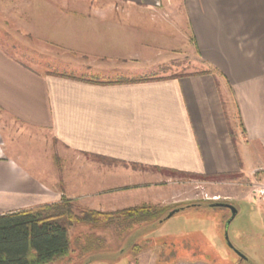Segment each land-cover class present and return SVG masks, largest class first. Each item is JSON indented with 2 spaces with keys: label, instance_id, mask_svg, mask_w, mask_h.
Returning <instances> with one entry per match:
<instances>
[{
  "label": "crops",
  "instance_id": "crops-1",
  "mask_svg": "<svg viewBox=\"0 0 264 264\" xmlns=\"http://www.w3.org/2000/svg\"><path fill=\"white\" fill-rule=\"evenodd\" d=\"M19 16L0 27V214L76 199L74 183L107 208L140 191L154 204L156 168L264 182V0H28ZM24 46L84 75L43 69ZM186 51L206 68L118 81ZM45 136L56 152L30 169L16 143Z\"/></svg>",
  "mask_w": 264,
  "mask_h": 264
},
{
  "label": "rangeland",
  "instance_id": "rangeland-1",
  "mask_svg": "<svg viewBox=\"0 0 264 264\" xmlns=\"http://www.w3.org/2000/svg\"><path fill=\"white\" fill-rule=\"evenodd\" d=\"M27 1L0 0V27L3 20L10 22L11 17H20V9L22 5L27 4ZM172 1L178 5L182 2V0ZM170 20L168 22L171 29L176 32L180 28L179 22L172 17ZM7 26L9 29L12 28L9 23ZM11 36V40L19 44L20 39L17 37L14 40V35ZM22 41L25 42L26 38ZM176 45L182 47L179 42ZM35 49L25 47L28 52L27 57L32 58L31 62L34 64L35 62H41V65L49 64L48 68L41 66L43 69L57 73L66 71L67 74L71 73L70 75H84V72L78 69L80 68L78 61L75 64V58L69 57L66 61H62L57 57L37 53ZM172 53L165 63L159 66H156V63L161 61L162 56L151 63H146V70L152 74L145 76L169 77L195 73L206 68L190 51ZM44 141L46 143L44 145L38 140H30L25 144L16 143L19 154L23 155L22 161L32 165L28 166L30 169H43L45 162H51L49 156L54 155L56 147L55 144H50L48 136H45ZM12 149L15 150L13 147ZM44 168L51 169V166ZM73 169L77 173L72 178L79 180L83 176V167L77 164ZM156 170L162 176H166L156 183V190L162 192L153 200L154 205L167 207L161 217L162 221L136 223L119 231L112 226L106 228L100 226L94 229L89 227L90 224L87 222H74L69 230L72 240L82 232L91 231L95 236L103 239L102 246L79 260L78 246L72 241L73 251L68 258L48 264H132L134 258L137 264L139 260H144L148 264L152 260H155V264H176L179 260H197L207 264H264V196L259 197L257 201H255L257 197L251 199L253 198L250 197L252 183L246 178L205 181L180 174L173 175L169 171H161L157 168ZM71 185L73 189L70 193L77 197L70 199L72 212L75 214H79L80 208L108 212L113 206L114 210H119L151 200L145 196L146 193L140 191L136 193L137 195L132 194V197L129 196L118 203L114 202V205L107 208L106 202H103L107 196L101 197L98 190L85 189L84 184L80 183ZM214 201L231 204L235 209L234 216L231 218L232 211L227 207L211 206L210 202ZM175 209L177 212L167 217V214ZM133 244L141 246L136 254H133Z\"/></svg>",
  "mask_w": 264,
  "mask_h": 264
},
{
  "label": "trees",
  "instance_id": "trees-1",
  "mask_svg": "<svg viewBox=\"0 0 264 264\" xmlns=\"http://www.w3.org/2000/svg\"><path fill=\"white\" fill-rule=\"evenodd\" d=\"M60 75L74 78L66 73ZM151 79L152 77L139 76L118 81L143 82ZM165 171L173 175L180 174L205 181L234 177L229 174L211 176ZM72 208V200L62 196L57 203L41 204L0 214V264H48L60 261L68 258L73 251L72 241L78 246L80 260L99 249L103 239L88 231L80 233L72 240L69 230L74 222H87L90 224L89 227L94 229L100 226L102 228L112 226L119 231L136 223L160 222L167 210V207L150 203H141L108 212L80 208L79 214L73 213ZM132 246L133 254L141 249L139 244ZM132 264H137L136 258L133 259Z\"/></svg>",
  "mask_w": 264,
  "mask_h": 264
},
{
  "label": "built area",
  "instance_id": "built-area-1",
  "mask_svg": "<svg viewBox=\"0 0 264 264\" xmlns=\"http://www.w3.org/2000/svg\"><path fill=\"white\" fill-rule=\"evenodd\" d=\"M252 197H263L264 196V182H254L252 183L251 191Z\"/></svg>",
  "mask_w": 264,
  "mask_h": 264
},
{
  "label": "water",
  "instance_id": "water-1",
  "mask_svg": "<svg viewBox=\"0 0 264 264\" xmlns=\"http://www.w3.org/2000/svg\"><path fill=\"white\" fill-rule=\"evenodd\" d=\"M211 206H224V207H227L229 208L231 211H232V216L231 218L234 216L235 214V209L234 207L227 203V202H217V201H214V202H211L210 204ZM174 212H177V209L173 210V211H170L168 214H167V217H170ZM231 218L227 221V223H229V221L231 220Z\"/></svg>",
  "mask_w": 264,
  "mask_h": 264
}]
</instances>
